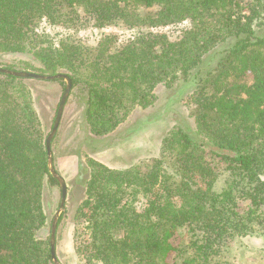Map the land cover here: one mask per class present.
Instances as JSON below:
<instances>
[{
    "label": "trees",
    "instance_id": "16d2710c",
    "mask_svg": "<svg viewBox=\"0 0 264 264\" xmlns=\"http://www.w3.org/2000/svg\"><path fill=\"white\" fill-rule=\"evenodd\" d=\"M81 12L99 28L189 25L177 39L150 31L119 46L110 34L94 46L70 37L55 45L36 30ZM3 54L30 56L3 68L69 75L94 139L109 138L137 107H155L160 85L191 91L192 127L174 123L147 162L80 163L85 264H223L224 244L264 232V0H0ZM47 136L29 85L0 73V264H54L50 235L40 233L45 178L59 184ZM219 163L234 179L218 192ZM126 194L144 205L123 204Z\"/></svg>",
    "mask_w": 264,
    "mask_h": 264
},
{
    "label": "rangeland",
    "instance_id": "374dc122",
    "mask_svg": "<svg viewBox=\"0 0 264 264\" xmlns=\"http://www.w3.org/2000/svg\"><path fill=\"white\" fill-rule=\"evenodd\" d=\"M78 19L72 23H51L43 20L36 30L45 34L49 42L55 45H59L63 38L70 37L80 40L85 45L94 46L104 35L110 34L116 36L118 41L115 46H119L132 37L150 31L164 32L171 38L177 39L182 30L189 25L186 22L160 28H136L118 22L99 28L85 12H81ZM28 60L30 56L24 54H3L0 57V61L8 62L7 64H20ZM23 79L31 89L33 104L42 128L45 134L49 135L66 81ZM181 88V86L160 85L156 88L158 100L155 107L148 111L137 107L109 138H96L98 140L92 136L90 138L88 125L84 122L80 98L70 93L59 128L52 140L55 168L67 183L65 207L56 232V255L60 264H85L77 248L90 241L87 223L78 216L79 207L85 196V187L79 180L82 176L79 170L80 163L86 161L87 155L108 167L119 169L132 163L147 162L158 152L162 136L174 123L181 122L191 127L193 125L188 109L194 105L187 100L188 93L191 91L186 89L184 92H179ZM217 168L219 175L215 190L219 192L233 182L234 177L230 169L224 167V164L219 163ZM60 202V185L52 183L46 177L42 204L48 218L47 226L40 231L41 235L51 234L53 218L59 209ZM144 202L145 198L140 195L134 198L126 194L123 198V204H131L137 210L144 205ZM180 236L184 245L188 246L189 228H182ZM181 260L182 258L178 259V264H183ZM216 260L223 264H264V232L235 236L228 244L222 246Z\"/></svg>",
    "mask_w": 264,
    "mask_h": 264
},
{
    "label": "water",
    "instance_id": "95a60500",
    "mask_svg": "<svg viewBox=\"0 0 264 264\" xmlns=\"http://www.w3.org/2000/svg\"><path fill=\"white\" fill-rule=\"evenodd\" d=\"M0 73H6V74H10L16 77L25 78V79L35 78V79L49 81V80H57V79L63 78L66 81V87H65L64 93L59 103V107H58V111H57V115L54 121L53 128L46 139L49 170L51 174L58 180L60 188H61V202H60L59 209L53 218V222L51 226V234H50L51 257H52L54 264H60L57 258V255H56V232H57L59 217L65 207V202L67 198V183L65 179L57 172L54 166L53 153H52V140L55 134L57 133V130L59 128V125H60V122L63 116L66 101L71 93V89L73 86L72 79L67 74L44 75V74H39L36 72H30V71L10 70V69L3 68V67H0Z\"/></svg>",
    "mask_w": 264,
    "mask_h": 264
}]
</instances>
